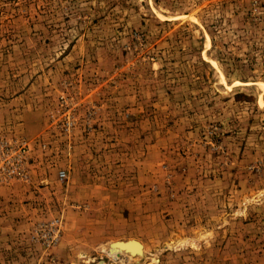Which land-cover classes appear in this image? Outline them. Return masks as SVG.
Listing matches in <instances>:
<instances>
[{
	"label": "rangeland",
	"instance_id": "374dc122",
	"mask_svg": "<svg viewBox=\"0 0 264 264\" xmlns=\"http://www.w3.org/2000/svg\"><path fill=\"white\" fill-rule=\"evenodd\" d=\"M0 264H264V0H0Z\"/></svg>",
	"mask_w": 264,
	"mask_h": 264
},
{
	"label": "bare ground",
	"instance_id": "6f19581e",
	"mask_svg": "<svg viewBox=\"0 0 264 264\" xmlns=\"http://www.w3.org/2000/svg\"><path fill=\"white\" fill-rule=\"evenodd\" d=\"M113 250L127 251L131 254H142L144 251V245L141 240L137 238H130L127 240H116L111 242Z\"/></svg>",
	"mask_w": 264,
	"mask_h": 264
},
{
	"label": "built area",
	"instance_id": "2783aa9c",
	"mask_svg": "<svg viewBox=\"0 0 264 264\" xmlns=\"http://www.w3.org/2000/svg\"><path fill=\"white\" fill-rule=\"evenodd\" d=\"M64 174V173H63Z\"/></svg>",
	"mask_w": 264,
	"mask_h": 264
}]
</instances>
